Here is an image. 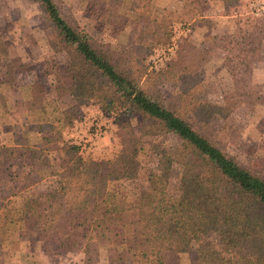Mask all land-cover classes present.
Here are the masks:
<instances>
[{
  "label": "trees",
  "instance_id": "1",
  "mask_svg": "<svg viewBox=\"0 0 264 264\" xmlns=\"http://www.w3.org/2000/svg\"><path fill=\"white\" fill-rule=\"evenodd\" d=\"M36 1L48 22L50 48L68 59L55 89L58 97L68 96L73 103L61 110L59 121L72 124L84 105L94 103L107 116L136 122L119 124L122 154L108 161L81 157L79 148L64 143L50 123H40L38 149L61 152L60 168L73 164L75 175L27 197L19 211L12 203L16 189L6 187V181L15 180L12 161L26 152L15 156L13 149L0 146V250L9 227L22 221L38 237L51 238L55 255L79 251L91 259L103 251L108 264H164L215 234L204 252L208 264H264V163L246 164L226 151L225 137L211 124L213 116L226 113L205 101L200 88V70L212 49L219 48L226 53L224 64L234 86L231 99L247 103L252 65L264 40V16L243 15L232 37L212 35L206 48L185 41L176 60L150 72L147 55L170 36L157 17L148 21L150 0H134L137 19L148 24L117 51L82 28L63 0ZM221 1L236 12L241 4ZM7 54L0 31V63ZM168 83L175 90L166 96ZM41 96L33 93L30 108L39 102L44 112ZM168 135L180 141L174 157L149 143L157 160L147 187L133 199L118 198L110 184L133 177L147 138ZM174 165L179 177L172 193L168 186ZM128 212L133 216L125 221Z\"/></svg>",
  "mask_w": 264,
  "mask_h": 264
},
{
  "label": "rangeland",
  "instance_id": "2",
  "mask_svg": "<svg viewBox=\"0 0 264 264\" xmlns=\"http://www.w3.org/2000/svg\"><path fill=\"white\" fill-rule=\"evenodd\" d=\"M150 1L148 21L157 17L170 32L168 40L153 47L146 57L145 67L150 72L161 71L167 63L176 60L179 46L185 41L206 48L212 43L209 40L212 35L232 37L240 21H244L243 15L264 16V0H240L237 12L233 11L234 6L228 8L221 0ZM63 2L82 28L116 51L123 49L128 40L148 24L137 19L134 0ZM47 27L48 22L36 0H0V31L8 47V54L0 63V146L13 149L15 156H19L22 149L26 152L24 157L12 161L15 180L6 181V187L16 189L12 197L16 211L27 197L44 193L53 181L70 180L75 175L73 164L67 169L60 168L61 152L41 153L36 146L39 124L43 121L61 133L63 142L67 129L73 125L59 121L61 110L73 103L68 96L58 97L55 89L58 73L68 59L64 53H55L50 48L45 35ZM151 27L155 28L154 25ZM225 56L223 50L213 48L210 59L200 70L202 98L222 106L226 113L225 116H213L211 124L225 137L226 151L230 155L250 165L264 163V40L259 59L252 65L250 83L248 80L251 93L248 92L247 103L231 99L234 86L225 68ZM174 90V85L168 83L164 94L169 96ZM36 91L42 94L40 103L44 105V112L38 108L39 102L33 108L29 106ZM98 112L101 111L96 104L88 103L76 119L84 113L95 116ZM106 118L107 135L100 139L94 151L79 154L81 157L108 161L121 156L119 124H134L136 120L107 115ZM146 141L134 164L133 177L110 184V190L118 198L133 199L137 191L147 187L148 173L155 168L157 160L155 153L149 150V143L159 146L171 158L180 146V141L172 135L147 138ZM178 177L179 167L174 165L168 186L172 193L177 191ZM132 216L133 213L128 212L123 218L128 221ZM116 230L123 232L121 226ZM4 238L0 250L2 264H108L103 251L91 259L79 251L55 255L51 238L38 237L22 221L12 224ZM215 238V234H210L187 251L169 257L167 263L193 264L192 260L196 258L199 264H208L204 252Z\"/></svg>",
  "mask_w": 264,
  "mask_h": 264
},
{
  "label": "built area",
  "instance_id": "3",
  "mask_svg": "<svg viewBox=\"0 0 264 264\" xmlns=\"http://www.w3.org/2000/svg\"><path fill=\"white\" fill-rule=\"evenodd\" d=\"M107 118L102 112L95 116L85 113L74 120L73 125L67 129L65 142L67 145H75L79 148V154L94 151L107 135Z\"/></svg>",
  "mask_w": 264,
  "mask_h": 264
},
{
  "label": "crops",
  "instance_id": "4",
  "mask_svg": "<svg viewBox=\"0 0 264 264\" xmlns=\"http://www.w3.org/2000/svg\"><path fill=\"white\" fill-rule=\"evenodd\" d=\"M85 110H86V109H85ZM84 112H86V111H84ZM84 114H85V113H84ZM164 264H168L167 261H166Z\"/></svg>",
  "mask_w": 264,
  "mask_h": 264
}]
</instances>
